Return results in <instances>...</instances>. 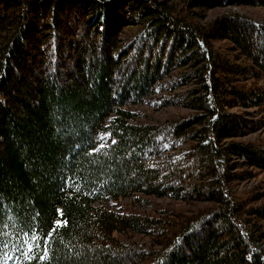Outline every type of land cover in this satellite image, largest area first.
I'll return each mask as SVG.
<instances>
[{"label": "trees", "instance_id": "trees-1", "mask_svg": "<svg viewBox=\"0 0 264 264\" xmlns=\"http://www.w3.org/2000/svg\"><path fill=\"white\" fill-rule=\"evenodd\" d=\"M243 6L264 0H0L5 264H45L41 240L50 264H264V207L231 191L264 173V142L236 141L264 127V25L208 18Z\"/></svg>", "mask_w": 264, "mask_h": 264}, {"label": "rangeland", "instance_id": "rangeland-1", "mask_svg": "<svg viewBox=\"0 0 264 264\" xmlns=\"http://www.w3.org/2000/svg\"><path fill=\"white\" fill-rule=\"evenodd\" d=\"M230 14H240L247 16L254 21H256L258 24L264 25V7H226V8H219L215 9L209 12L208 18L209 19H216L221 16H227ZM219 46L222 49L226 48L225 43L219 44ZM185 90V89H184ZM140 111L145 113V120L146 121H154V122H162L168 119H174L178 118V116L187 115L188 112L186 109L179 108V107H168L165 109H162L160 111H155L153 109H150L145 106H140L138 108ZM232 113H239L243 112L244 110L240 108H234L229 110ZM241 143H255V142H264V127L257 133H254L246 138H241L236 140ZM243 161H240L238 159H232L230 160V164L232 163H238L239 165L242 164ZM236 173H245V172H251L252 176H243L242 180L234 181L231 185V191L232 195L235 197L237 201L242 202L244 204L245 211H249L250 209H256V208H262L264 207V173H261L256 170H250L247 168H244V165H241L239 169L236 170ZM124 202V201H123ZM127 202V201H126ZM126 202L122 204H126ZM156 204L163 205L166 208H174L184 207L185 209H194L196 207H207L204 204H199L197 206H187L180 202H172L171 200H156ZM99 206V205H97ZM199 208V209H200ZM118 208L116 207V210ZM143 210L147 211V208H143ZM123 211V210H122ZM248 214V212H247ZM248 220L251 221L252 224H256L257 227L260 229L259 235H261V244H260V250L264 253V219L256 218V216L247 215L246 217ZM132 240L140 242V243H148L149 239L146 237H134Z\"/></svg>", "mask_w": 264, "mask_h": 264}, {"label": "snow or ice", "instance_id": "snow-or-ice-1", "mask_svg": "<svg viewBox=\"0 0 264 264\" xmlns=\"http://www.w3.org/2000/svg\"><path fill=\"white\" fill-rule=\"evenodd\" d=\"M58 215H59V211H58ZM55 225H56V229L64 227L63 218H61L60 220H57L55 222ZM52 235H54V231L52 232ZM46 236L48 238V243L51 244L52 243L51 235L46 234ZM33 239H37V237H33ZM39 247L42 249V252L44 253V255H38L37 259L44 260L45 264H50L51 254L49 253L48 246L46 244H44L43 240H41L40 244H39ZM34 250H35L34 247L33 248H29V251H28V253L26 255L30 257ZM0 264H5V261L3 259V255L2 254H0Z\"/></svg>", "mask_w": 264, "mask_h": 264}]
</instances>
